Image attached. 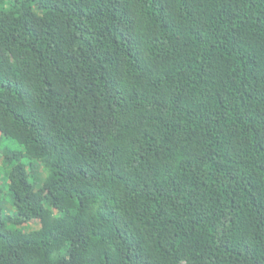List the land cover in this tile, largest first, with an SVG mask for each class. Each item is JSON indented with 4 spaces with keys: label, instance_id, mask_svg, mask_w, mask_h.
Masks as SVG:
<instances>
[{
    "label": "trees",
    "instance_id": "obj_1",
    "mask_svg": "<svg viewBox=\"0 0 264 264\" xmlns=\"http://www.w3.org/2000/svg\"><path fill=\"white\" fill-rule=\"evenodd\" d=\"M0 264H264V0H0Z\"/></svg>",
    "mask_w": 264,
    "mask_h": 264
},
{
    "label": "rangeland",
    "instance_id": "obj_2",
    "mask_svg": "<svg viewBox=\"0 0 264 264\" xmlns=\"http://www.w3.org/2000/svg\"><path fill=\"white\" fill-rule=\"evenodd\" d=\"M38 172H39V175H40V179H43V177L45 176V172H44V170H43V168H42L41 166L38 167ZM4 191H5V190H4ZM5 192H6V191H5ZM5 192L3 193V195H5ZM3 202H4V204H5V208H6L7 211L12 210V207H11V205L8 203V201L4 200ZM39 225H40L39 220H34V221H32V222L30 223L29 228H36V227H38Z\"/></svg>",
    "mask_w": 264,
    "mask_h": 264
}]
</instances>
